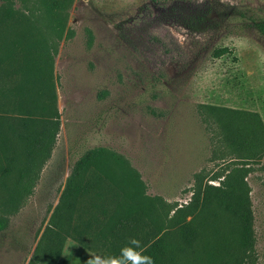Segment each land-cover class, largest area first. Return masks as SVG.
I'll list each match as a JSON object with an SVG mask.
<instances>
[{"label":"rangeland","instance_id":"1","mask_svg":"<svg viewBox=\"0 0 264 264\" xmlns=\"http://www.w3.org/2000/svg\"><path fill=\"white\" fill-rule=\"evenodd\" d=\"M41 1L12 0L13 18L0 26V93L8 101L22 83L31 94L29 109H0L12 124L31 119L11 128L0 155V187L19 178L27 188L14 202L0 189V264L30 257L73 162L96 147L125 160L116 176L126 166L138 173L160 220L189 205L197 179L217 185L209 178L245 166L251 249L240 247L234 220L198 207L197 237L179 264H264V154L230 151L219 112L198 106L255 111L264 125V34L253 25L264 0H54L49 16ZM219 46L233 51L213 57ZM54 122L49 144L36 147Z\"/></svg>","mask_w":264,"mask_h":264},{"label":"trees","instance_id":"2","mask_svg":"<svg viewBox=\"0 0 264 264\" xmlns=\"http://www.w3.org/2000/svg\"><path fill=\"white\" fill-rule=\"evenodd\" d=\"M11 1L2 0L4 5L0 4V26H7L13 18ZM40 4L49 16V8L56 3L54 0L50 3L43 0ZM23 21L17 25L21 26ZM253 25L259 33L264 34L263 19L253 20ZM232 51L233 48L219 46L213 48L211 55L220 57ZM13 53L11 50L6 54ZM7 55L6 58L10 57ZM232 58L236 57L232 56ZM17 88V94H14V98L8 101H6L5 93H0V109L5 110L6 107H22L23 105L28 108L31 102L29 90L22 83L18 84ZM50 98L53 99L54 95H50ZM198 106L206 112H212V110L219 112L215 120L220 124L222 139L230 146V151L257 152L260 156L264 154V125L257 112L212 104H198ZM239 113L245 114L246 118L232 117V114ZM239 118L242 121H252L253 124L236 122L231 125V121ZM30 121V118L22 117L12 124L6 121V116L0 114L1 156L6 155L4 153L7 149L6 136L11 128L18 124L28 128L31 125ZM57 129L58 123L54 122L51 133H45L42 130L39 141L35 140L36 137L33 138V142L36 141V147L45 146L46 148V144H49ZM34 150L35 144L30 145L26 149L29 152L25 151V154L31 155ZM125 164L122 157L114 153H105L101 147L86 150L73 162L57 202L26 264H34V259H38L40 264H54L66 236H70L82 246L101 256L118 255L120 248L128 238L136 237L141 240L146 254L153 257L155 264H179L183 249L191 246L197 237L194 218L198 207L208 211L212 206L217 208L219 214L235 221L240 247L243 250L251 249L253 240L251 211L247 195L248 188L244 181L247 172L245 166L232 167L223 176L213 175L209 178V180H218L217 185L201 184V179H197L189 205L184 208H175L172 216H165L160 220V214L155 210V203L150 200L146 202L147 198L142 192L143 183L138 173L127 166L122 167L123 172L117 176L112 170L113 168L120 169ZM7 170L4 167L0 173L5 174ZM88 171L90 174L85 176ZM24 172L26 173L27 170ZM25 178L28 179V175ZM18 179L15 180V184H18ZM15 184H1L0 189L7 193L8 202H14L21 191L27 189L23 183L19 186ZM78 200L83 201L84 205L77 210L76 201ZM75 210L77 211L73 215ZM186 215L191 216L189 220H185ZM63 219H65L66 228L60 224ZM71 221H73L72 224L68 225ZM2 227L3 223L0 221V229ZM88 234L91 238L85 241L82 236Z\"/></svg>","mask_w":264,"mask_h":264},{"label":"clouds","instance_id":"3","mask_svg":"<svg viewBox=\"0 0 264 264\" xmlns=\"http://www.w3.org/2000/svg\"><path fill=\"white\" fill-rule=\"evenodd\" d=\"M75 242L68 241L65 246V255H70L69 247ZM87 264H155L151 255L146 254L142 242L136 237H129L127 242L120 248L118 255H92Z\"/></svg>","mask_w":264,"mask_h":264},{"label":"crops","instance_id":"4","mask_svg":"<svg viewBox=\"0 0 264 264\" xmlns=\"http://www.w3.org/2000/svg\"><path fill=\"white\" fill-rule=\"evenodd\" d=\"M72 222L73 221L69 222L70 224L68 223V225H71ZM86 237H88V236L87 235H83L82 236V238H86ZM69 240L75 242V244L69 247L70 255H65L66 242H68ZM85 241H86V239H85ZM30 254H31V252H30ZM91 254L92 255H97L95 252H93L90 249H88V248L82 246L81 244H79L77 241H75L70 236H66L64 238V240H63L60 253H59V255H58V257H57V259H56L54 264H73L74 263V258L76 256H78V255L85 256L86 255L90 259V258H92ZM28 257L25 260L24 264H26V262L28 260Z\"/></svg>","mask_w":264,"mask_h":264}]
</instances>
